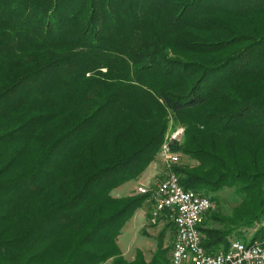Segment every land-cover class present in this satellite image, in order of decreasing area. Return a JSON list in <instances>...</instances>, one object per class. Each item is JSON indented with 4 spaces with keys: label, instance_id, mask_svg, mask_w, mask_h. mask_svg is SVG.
I'll list each match as a JSON object with an SVG mask.
<instances>
[{
    "label": "trees",
    "instance_id": "trees-1",
    "mask_svg": "<svg viewBox=\"0 0 264 264\" xmlns=\"http://www.w3.org/2000/svg\"><path fill=\"white\" fill-rule=\"evenodd\" d=\"M164 142L183 188L244 184L207 252L264 238V0H0V264H167L118 245L152 194L111 196Z\"/></svg>",
    "mask_w": 264,
    "mask_h": 264
},
{
    "label": "built area",
    "instance_id": "built-area-1",
    "mask_svg": "<svg viewBox=\"0 0 264 264\" xmlns=\"http://www.w3.org/2000/svg\"><path fill=\"white\" fill-rule=\"evenodd\" d=\"M172 139H180L181 129L174 132ZM164 162L174 164L178 155L170 151L164 143L160 150ZM143 194L149 190L139 187ZM154 207L152 215L168 210L176 230L170 255V264H264V240L259 244H243L240 240H231L227 251L209 253L200 239V218L204 210L212 207L206 196L184 191L177 183V174L168 167L166 176L153 190Z\"/></svg>",
    "mask_w": 264,
    "mask_h": 264
},
{
    "label": "rangeland",
    "instance_id": "rangeland-1",
    "mask_svg": "<svg viewBox=\"0 0 264 264\" xmlns=\"http://www.w3.org/2000/svg\"><path fill=\"white\" fill-rule=\"evenodd\" d=\"M171 121L172 122L169 126L174 128H172V132L170 134H166L165 138L168 135L170 137L174 132H177L179 129L183 130V127L181 125L175 126V122L173 123V119ZM173 165L174 164L171 163L166 164L164 160L162 161L161 158L159 159V157H157L156 161L151 165V167L144 170L145 173L143 177H141L140 175L137 179L129 180L123 183L122 185L111 191V196L115 198H121L124 196H137L139 194H143L142 192L138 191L139 186L145 187L147 188V190L153 192L156 183H159L166 176L168 167L170 168V170H172ZM153 169H155L156 173L151 172V170ZM159 176H162V178L158 179ZM138 183H144L145 185H138ZM243 185V183L238 182L236 183L237 187H230L228 185H225L222 189L216 191L214 194H216L218 198L217 200L212 198V207L209 210L210 212L208 211V213L211 214L213 217L207 219L206 212V215H204L202 219L201 223L203 224H201V226L205 223L206 226H208L209 228L219 227L218 218L222 216V213H228L232 209H234V207L235 209L238 207V199L240 198V194L238 192H241ZM214 194L211 193V195ZM153 206L154 203L152 206L149 207L150 218L147 219V222L145 220L144 214L140 211H137L127 222H125L124 226L122 227L121 234L118 237V245L124 253L123 255L126 259L136 256L137 252H140L146 262L151 261L153 255H157L160 260H166L164 259L166 258L165 255H169L171 253L173 246L171 244L173 243L171 242L170 237L172 236L173 226L172 223L168 224V220L171 218L170 214L164 215L162 213H159L158 215L154 216V218H152ZM162 215L163 217H168L162 219ZM215 216H217L218 218ZM261 218H264V215ZM263 225L264 221L261 224H255L252 228L246 231L247 235L252 234L253 232H255L256 228H260ZM137 248H140L141 251H135ZM164 253L165 255H163ZM167 264H170V259H168Z\"/></svg>",
    "mask_w": 264,
    "mask_h": 264
},
{
    "label": "crops",
    "instance_id": "crops-1",
    "mask_svg": "<svg viewBox=\"0 0 264 264\" xmlns=\"http://www.w3.org/2000/svg\"><path fill=\"white\" fill-rule=\"evenodd\" d=\"M159 159L161 158V156H160V153H159ZM162 159V158H161ZM156 160H154L153 162H151L146 168H145V170L147 169V168H150L151 167V165L155 162ZM163 161V160H162ZM155 167V166H154ZM159 169V168H158ZM151 172H155L156 173V171H155V169H153V170H151ZM159 172H160V170H159ZM144 173H145V171L144 172H142V174H141V177H143V175H144ZM162 178V176H159V178L158 179H161ZM139 184H142V185H145L144 183H138V185ZM158 183H156V185H157ZM137 185V186H138ZM139 187H141V186H139ZM138 187V188H139ZM156 187V186H155ZM148 193H152L151 191H149ZM141 212V213H143L144 214V217H145V220H146V222H147V212L149 211V205L148 204H145V206L144 207H141V208H139V209H137L136 210V212ZM147 211V212H146ZM162 214H164V215H166V212H164V213H162ZM143 217V218H144ZM161 218L162 219H164V218H166V217H163V215L161 216ZM146 225V224H145ZM121 250V249H120ZM135 251H141L140 250V248H137ZM121 252H122V250H121ZM122 254H124L123 252H122ZM136 254V253H135ZM170 255H171V253H170ZM124 256V255H123ZM125 257V256H124ZM134 257L135 256H133V257H131V258H129L128 260H133L134 259ZM105 264H110V261H108L107 263H105Z\"/></svg>",
    "mask_w": 264,
    "mask_h": 264
},
{
    "label": "bare ground",
    "instance_id": "bare-ground-1",
    "mask_svg": "<svg viewBox=\"0 0 264 264\" xmlns=\"http://www.w3.org/2000/svg\"><path fill=\"white\" fill-rule=\"evenodd\" d=\"M182 131H183V130L181 129V134H182ZM181 136H182V135H181ZM177 183L179 184L178 176H177ZM179 186H181V185L179 184ZM184 191H185V192H188V193H195V194H198V195L203 196L202 194H200V193H198V192H196V191H194V190H192V189H185V188H184ZM152 197L154 198L153 193H152ZM210 208H211V207H209V208H207V209L204 210V215L206 214L207 211L210 210ZM202 219H203V218H200V224H201V222H202ZM175 234H176V230H175ZM174 237H175V236H174ZM201 237H202V236H201V234H200V239L202 240ZM228 240H230V239H228ZM234 240H236V239H234ZM262 240H264V238H263ZM173 241H174V240H173ZM230 242H231V241H230ZM259 242H261V240L253 241V242H251V243H244V242H242V243H243V244H248V245H256V244H259Z\"/></svg>",
    "mask_w": 264,
    "mask_h": 264
}]
</instances>
